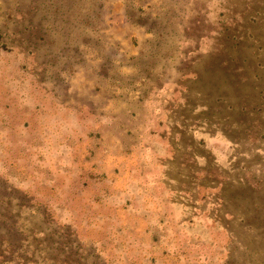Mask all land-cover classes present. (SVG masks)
<instances>
[{
  "label": "rangeland",
  "instance_id": "1",
  "mask_svg": "<svg viewBox=\"0 0 264 264\" xmlns=\"http://www.w3.org/2000/svg\"><path fill=\"white\" fill-rule=\"evenodd\" d=\"M0 264H264V0H0Z\"/></svg>",
  "mask_w": 264,
  "mask_h": 264
}]
</instances>
